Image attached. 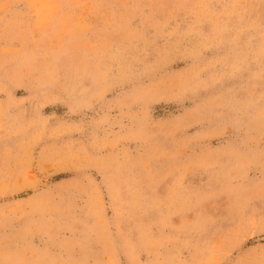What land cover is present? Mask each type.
<instances>
[{"label": "rangeland", "instance_id": "obj_1", "mask_svg": "<svg viewBox=\"0 0 264 264\" xmlns=\"http://www.w3.org/2000/svg\"><path fill=\"white\" fill-rule=\"evenodd\" d=\"M0 264H264V0H0Z\"/></svg>", "mask_w": 264, "mask_h": 264}, {"label": "snow or ice", "instance_id": "obj_2", "mask_svg": "<svg viewBox=\"0 0 264 264\" xmlns=\"http://www.w3.org/2000/svg\"><path fill=\"white\" fill-rule=\"evenodd\" d=\"M33 7H35L36 9H40L42 7V5L37 4V5H34ZM60 7H64V6L61 5Z\"/></svg>", "mask_w": 264, "mask_h": 264}]
</instances>
